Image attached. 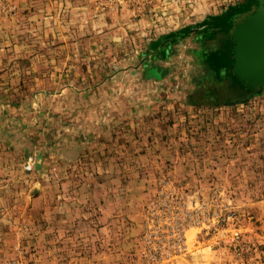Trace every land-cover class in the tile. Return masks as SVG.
I'll list each match as a JSON object with an SVG mask.
<instances>
[{"label":"rangeland","instance_id":"1","mask_svg":"<svg viewBox=\"0 0 264 264\" xmlns=\"http://www.w3.org/2000/svg\"><path fill=\"white\" fill-rule=\"evenodd\" d=\"M249 1L0 0V264H264V85L209 94Z\"/></svg>","mask_w":264,"mask_h":264},{"label":"water","instance_id":"2","mask_svg":"<svg viewBox=\"0 0 264 264\" xmlns=\"http://www.w3.org/2000/svg\"><path fill=\"white\" fill-rule=\"evenodd\" d=\"M251 3L257 6L238 14L212 41V48L225 60L220 78L209 89L216 100H244L264 85V0H250L246 5Z\"/></svg>","mask_w":264,"mask_h":264}]
</instances>
